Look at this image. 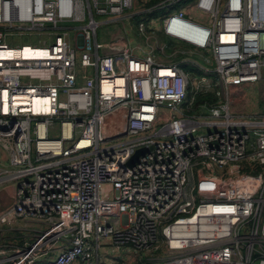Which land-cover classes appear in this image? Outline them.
I'll return each mask as SVG.
<instances>
[{
  "label": "built area",
  "instance_id": "obj_1",
  "mask_svg": "<svg viewBox=\"0 0 264 264\" xmlns=\"http://www.w3.org/2000/svg\"><path fill=\"white\" fill-rule=\"evenodd\" d=\"M0 1V148L13 167L0 172L13 190L0 227H44L25 246L0 245V264H104L106 244L157 264H264V107L238 108L253 86L264 97V0H199L208 25L183 10L166 19L213 69L98 41L97 17L132 0H28L23 19ZM25 34L31 45L7 44ZM185 65L203 73L197 93L209 76L220 88L202 119L185 113ZM122 107L128 133L105 141L103 119Z\"/></svg>",
  "mask_w": 264,
  "mask_h": 264
},
{
  "label": "rangeland",
  "instance_id": "obj_2",
  "mask_svg": "<svg viewBox=\"0 0 264 264\" xmlns=\"http://www.w3.org/2000/svg\"><path fill=\"white\" fill-rule=\"evenodd\" d=\"M192 0H189L188 3H191ZM186 3V4H188ZM137 0H132L131 8L125 9L124 11L114 12L108 17H104L105 19L100 20V17H97V22L100 23V27L98 28V41L102 43H107L111 37L120 36L127 41V44L134 52V54L138 53L141 55H151L155 57V59L159 62L166 63H182L183 61L192 62L193 64H199V66L206 65L207 58H209L210 63L208 66L213 69L215 67V59L214 57H208V53L205 51L199 52V56H197V52L193 49L185 47L180 40L174 39L173 37H169V35L164 34L163 24L164 19L162 17L158 18L157 24L162 25L160 30L153 31L149 30L147 26L146 32L141 33L139 31L138 24L142 22L140 20V14L137 13L139 6L136 8ZM133 8V9H132ZM146 9L148 7H145ZM144 8V9H145ZM132 9V10H131ZM166 17V16H165ZM164 17V18H165ZM88 22V21H87ZM145 25L147 24L143 21ZM148 22V21H147ZM103 23V24H102ZM162 23V24H161ZM149 32V33H148ZM151 33V34H150ZM162 33L166 38L163 39ZM25 34L24 37H19L15 39H8L7 44L12 47L21 46L24 44H32L30 38ZM69 38L71 42L74 44V34H70ZM192 50V51H191ZM136 52V53H135ZM185 52V53H183ZM185 54V56H184ZM137 55V54H136ZM186 57V58H185ZM205 58V59H204ZM203 60L202 63H198L195 60ZM195 61V62H194ZM205 61V62H204ZM189 75V74H188ZM190 79V89H189V106L184 108L185 113L187 115H194L195 117L202 119L203 114L207 113L206 106L203 104H198L196 102V97L206 95V94H214L218 88L216 80L211 76H209L206 80L200 83V88L202 91L197 93L196 87L198 86V81L200 78L195 77L194 75H189ZM220 89V88H219ZM262 93V92H261ZM250 98L252 99V92L248 93ZM244 102L238 106L241 111V106L244 107ZM261 106V104H260ZM262 108V107H261ZM253 108L247 109L246 112H254ZM206 121V120H202ZM12 166L8 160L6 153L0 148V172L2 170H12ZM3 187H0L2 190ZM9 192L12 190L11 186L6 188ZM7 226L0 227V237L4 238V232L6 231ZM11 228V227H10ZM5 230V231H4ZM8 237V236H7ZM0 239V244H10L12 246L20 245L19 239ZM8 242V243H7ZM20 247V246H16ZM101 254V259L104 264H157L158 257L143 254L134 250V248L130 246L122 247L120 249L114 247L111 244H106L103 247Z\"/></svg>",
  "mask_w": 264,
  "mask_h": 264
},
{
  "label": "crops",
  "instance_id": "obj_3",
  "mask_svg": "<svg viewBox=\"0 0 264 264\" xmlns=\"http://www.w3.org/2000/svg\"><path fill=\"white\" fill-rule=\"evenodd\" d=\"M221 1L224 4L226 0H221ZM188 2H189V0H137V4L135 5L134 8L139 6L140 9H138L137 13L138 14L141 13L139 15L140 20H142V22L145 21L147 23L146 25L149 27V30H151V33L153 31L158 32L160 30V28L162 27V25L160 26L157 24L158 18L162 17L166 21V19L170 15H172L173 13H175L179 10H183L185 12L187 19H189L193 22H196L198 24L208 25V22H209L208 18L205 17L204 14L198 8L199 0H192L191 3H188ZM186 3H188V4H186ZM145 7H148V8L146 9ZM165 21L163 24V26H164L163 29H164V34L167 36V33L165 31ZM182 44L185 47L193 49V51L196 49L195 51L198 53L197 56H199V52L205 51V50L198 49L194 46L187 45L185 43H182ZM205 52H207V51H205ZM183 53H185V52H183ZM207 53L209 54L208 57H210V52H207ZM136 54L139 57L147 56V55H141L138 53H136ZM184 56H185V54H184ZM207 60H209V58H207ZM195 61L198 63L204 64L202 62L203 60H201V59L195 60ZM185 67L190 69V70L194 69L189 65H185ZM195 69H196L197 73L196 72H194V73L190 72V74L194 75L195 77H198V78L202 77L203 73H201L197 68H195ZM216 88H219V87H216ZM251 88H253V89L247 90L245 97H243L242 100L245 104L244 105L245 108L246 109L253 108L252 110H254V112H251V113H255L264 107V97H263V93H261L262 89L261 90L255 89V88H262V86H259V87L253 86ZM249 91L252 92V94H251L252 99L250 98V95L248 94ZM260 104H261V106H260ZM247 113H250V112H247ZM2 190H5L6 193L8 194V196L11 198L13 190H11L10 192L8 189H2ZM2 190H0V191H2ZM4 229H6V231L4 230L5 231L4 232L5 233L4 238L0 237V239L1 238L6 239V240L19 239L20 240L19 242L21 244L16 245V246H25L26 244L32 242L40 232L44 231V227H42L39 223H37L35 221H26L25 219H20V220H18V222L15 225L11 226V228L9 226H7ZM0 232H2V231H0ZM0 245L7 246L9 248L14 247L10 244H7V245L6 244H0Z\"/></svg>",
  "mask_w": 264,
  "mask_h": 264
},
{
  "label": "water",
  "instance_id": "obj_4",
  "mask_svg": "<svg viewBox=\"0 0 264 264\" xmlns=\"http://www.w3.org/2000/svg\"><path fill=\"white\" fill-rule=\"evenodd\" d=\"M129 117V109L125 107L107 114L101 125L103 139L108 141L125 136L128 133ZM145 153V149L138 151L129 164L133 165ZM11 204L12 198L8 196L5 190L0 191V213L6 210Z\"/></svg>",
  "mask_w": 264,
  "mask_h": 264
},
{
  "label": "bare ground",
  "instance_id": "obj_5",
  "mask_svg": "<svg viewBox=\"0 0 264 264\" xmlns=\"http://www.w3.org/2000/svg\"><path fill=\"white\" fill-rule=\"evenodd\" d=\"M5 7H6V16L8 18L23 19V18L30 17V13H27V15L24 13L25 9L29 8L28 0H13V2L7 3ZM181 36L185 37L184 35H181ZM25 53L29 54V52H26V51ZM40 110L41 109L39 107L34 106V111L37 112Z\"/></svg>",
  "mask_w": 264,
  "mask_h": 264
},
{
  "label": "trees",
  "instance_id": "obj_6",
  "mask_svg": "<svg viewBox=\"0 0 264 264\" xmlns=\"http://www.w3.org/2000/svg\"><path fill=\"white\" fill-rule=\"evenodd\" d=\"M149 21V20H148ZM162 36H163V39L166 38L165 35L162 33ZM184 69H186L187 71H192V72H196L195 69H188L184 66ZM197 73V72H196ZM217 99L215 98V96L213 94H206V95H202V96H199L196 98V102H197V105L198 104H205L206 102H209V103H213L215 102Z\"/></svg>",
  "mask_w": 264,
  "mask_h": 264
}]
</instances>
